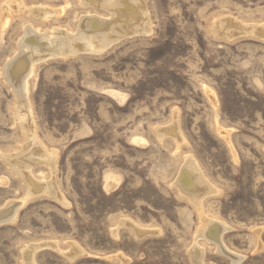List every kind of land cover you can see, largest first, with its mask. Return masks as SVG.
Segmentation results:
<instances>
[{
    "label": "rangeland",
    "instance_id": "1",
    "mask_svg": "<svg viewBox=\"0 0 264 264\" xmlns=\"http://www.w3.org/2000/svg\"><path fill=\"white\" fill-rule=\"evenodd\" d=\"M139 2L150 34L38 60L22 93L5 70L25 39L111 14L92 0H0V213L25 201L1 219L0 264H26L33 244L36 264H194L195 244L204 264H264V0ZM29 114L57 167L35 162L31 177L62 199L13 168ZM188 159L220 193L202 211L177 185ZM204 217L228 228L240 262L197 239Z\"/></svg>",
    "mask_w": 264,
    "mask_h": 264
},
{
    "label": "bare ground",
    "instance_id": "2",
    "mask_svg": "<svg viewBox=\"0 0 264 264\" xmlns=\"http://www.w3.org/2000/svg\"><path fill=\"white\" fill-rule=\"evenodd\" d=\"M94 3L98 7L108 10L111 18L105 20L100 17L87 16L82 19L79 31L76 34H70L66 30H56L51 34L46 33L38 37L25 39V44L22 47L20 55L15 57L6 67L5 76L8 82L16 89L21 88L20 91L22 93H26L28 80L34 71V62L38 60L45 57L68 56L80 52L101 53L127 36L151 33L149 20L146 18L148 15L147 10L145 11L146 8L142 9L139 6L140 2L137 3V0H125V2L122 0H92V4L95 6ZM31 31L32 29L29 28L28 33ZM28 33L26 36H28ZM25 120L28 124V142L22 152H18L17 155L13 154L14 156L11 158L8 156L13 160V168L18 174L24 173L26 175L32 191H37L42 186H45L44 192L50 196L62 199L54 180L42 185L41 183L35 182L31 177V166L41 160L44 163L46 162L55 174L57 168L55 165L56 154H49L50 152H47L42 147L44 145H41L35 135L36 132L33 128L30 114L25 116ZM171 128H169L171 130L169 133L172 136H177L178 131L176 126L173 125ZM164 133L167 132L164 131ZM38 149H40V152ZM193 159L187 160V164L184 166L178 178L177 185L181 188L184 195L195 204L199 211H202L204 199L220 193L215 187L210 185L211 183L209 184L204 179L202 172H200L195 163L196 160L194 161ZM32 195L31 192L29 196ZM24 202L14 203L8 209L2 210L3 212L0 213V223L3 222L1 220L2 218L13 221L16 217L17 208ZM227 229L223 223L204 217L203 227L199 231L197 239H207L217 246L220 253L225 254L234 263H238L243 257L230 253L223 243L222 236ZM137 231L142 232L139 227ZM40 247L39 245L33 244L25 251L26 264H36L33 257ZM77 254L78 252H70L68 255L73 259ZM204 256L203 249L198 244H195L191 251V258L194 264H204Z\"/></svg>",
    "mask_w": 264,
    "mask_h": 264
}]
</instances>
